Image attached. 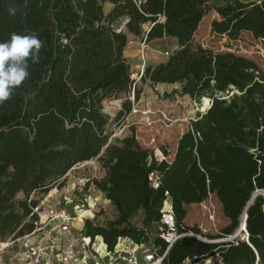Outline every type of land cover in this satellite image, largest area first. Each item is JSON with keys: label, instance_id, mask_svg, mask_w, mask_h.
Segmentation results:
<instances>
[{"label": "trees", "instance_id": "trees-1", "mask_svg": "<svg viewBox=\"0 0 264 264\" xmlns=\"http://www.w3.org/2000/svg\"><path fill=\"white\" fill-rule=\"evenodd\" d=\"M208 8L220 17L211 23L214 34L236 40L248 32L264 44V0H0V42L13 32H35L44 42L39 63L29 60V78L0 104V244L31 232L32 208L61 190L73 167L91 160L104 175L87 185L104 196L115 217L96 226L86 222V234L100 236L109 248L120 237L147 242L146 228L158 225L166 198L179 232L218 240L238 230L254 194L264 192V76L249 59L193 43ZM128 36L144 43L171 38L177 45L164 62L144 67L142 83L178 85L181 96L210 101L179 137L171 161H156L133 134L110 140L102 103L131 93L137 101L141 94L124 57ZM131 106L126 98L116 120ZM209 194L229 222L216 236L184 222L187 207ZM138 212L143 228L131 224ZM245 230L247 241L233 243L181 238L164 264L215 253L224 264H264L261 193L247 207ZM153 244L165 249L159 238Z\"/></svg>", "mask_w": 264, "mask_h": 264}, {"label": "rangeland", "instance_id": "rangeland-1", "mask_svg": "<svg viewBox=\"0 0 264 264\" xmlns=\"http://www.w3.org/2000/svg\"><path fill=\"white\" fill-rule=\"evenodd\" d=\"M219 19L215 10L208 8L194 35L193 43L214 52H228L249 59L257 65L264 76L263 42L254 39L248 32L240 33L236 40H229L225 36L214 34L211 31V23ZM128 37L129 41L124 51V57L130 66L131 78L135 81L136 87L141 90V94L137 101H134L131 93L129 97L120 95L118 99L102 103V111L110 119L107 131L117 133L122 126H126L122 137L133 134L141 147L151 151L157 150L158 154L161 152L166 156L170 154L180 133L189 128L190 121L194 120L197 115L205 113L208 108L207 103L210 105V102L207 98L194 101L188 96H181L176 93L179 90L178 85L142 83L140 77L144 67L164 62L167 59L165 53H171L177 48V45L171 38L144 43L140 38ZM126 98L132 103L131 111L122 121L116 120V113L121 109V104ZM103 175L104 172L97 160L73 167L66 175L64 187L61 190L58 189L59 193L53 190L52 203L64 198L66 202L67 200L76 202L84 200V198H90L92 201L93 198L99 197L96 223L104 224L113 220L115 215L110 204L92 184L87 185L95 179H101ZM55 194L58 196L55 197ZM17 199H24V195L19 194ZM69 206V204L65 205L66 208ZM209 212L214 216L213 222L208 220L207 213ZM142 221L143 213L138 212L131 220V224L134 227L143 228ZM228 223L222 214L219 202L213 196L201 204L192 205L188 210L186 220V225L198 226L203 234L210 236L219 235L221 229ZM146 229L151 239H154L158 232V225L151 224ZM14 252V249H5L0 254V264H14Z\"/></svg>", "mask_w": 264, "mask_h": 264}, {"label": "built area", "instance_id": "built-area-1", "mask_svg": "<svg viewBox=\"0 0 264 264\" xmlns=\"http://www.w3.org/2000/svg\"><path fill=\"white\" fill-rule=\"evenodd\" d=\"M141 1L133 0L136 5H139ZM121 29L122 27L114 31L119 33ZM165 54L168 57L170 53ZM125 129L126 126H122L117 133L113 131L110 140L121 138ZM160 154L157 150H153L156 161L166 160L161 152ZM157 180L158 176L155 173L150 174L149 181L154 189L158 187ZM54 190L59 193L57 188ZM52 193L53 190L41 199L38 206L32 208V215H36L37 219L31 232L0 244V254L5 249H14V264H164V259L171 247L184 237H194L206 243H233L237 239L247 241L242 217L235 233L218 240H206L190 232H179L171 203L166 198L160 208L158 232L155 237L164 243L163 251L153 244L154 239L150 236L149 240L143 243L120 237L115 245L109 248L100 236L91 237L86 234L85 229L86 222H91L93 226L100 225L95 219L99 197L93 198L92 201L90 198H84L76 202L72 200L66 202L64 198L52 203ZM262 195L264 196V192ZM211 197L212 195L209 194L207 199ZM66 204L70 206L66 208ZM207 214L208 220L213 222V214L211 212ZM182 264L224 263L215 253L202 259H185Z\"/></svg>", "mask_w": 264, "mask_h": 264}, {"label": "clouds", "instance_id": "clouds-1", "mask_svg": "<svg viewBox=\"0 0 264 264\" xmlns=\"http://www.w3.org/2000/svg\"><path fill=\"white\" fill-rule=\"evenodd\" d=\"M15 11L9 9L12 15ZM43 46L35 32L26 35L13 32L8 41L0 42V104L9 100L13 90L29 78V60L32 64L39 63Z\"/></svg>", "mask_w": 264, "mask_h": 264}, {"label": "crops", "instance_id": "crops-1", "mask_svg": "<svg viewBox=\"0 0 264 264\" xmlns=\"http://www.w3.org/2000/svg\"><path fill=\"white\" fill-rule=\"evenodd\" d=\"M110 9V5L109 4H105L104 5V10H105V12H107L108 10ZM184 132H182V133H180V135L178 136V138L176 139V141H175V144H174V147L172 148V150L170 151V154H167L166 156H164L163 154V156H164V158L166 159V158H168V159H166L167 161H171L172 160V158H173V156H174V153H175V150H176V146H177V141H178V139H179V137L183 134ZM107 201V200H106ZM107 203H109L108 201H107ZM192 205H194V204H191V205H189L188 207H187V215H186V218H185V224H186V220H187V217H188V210H189V208H191V206ZM111 206V205H110ZM112 207V206H111ZM112 209H113V207H112ZM114 211V210H113Z\"/></svg>", "mask_w": 264, "mask_h": 264}, {"label": "water", "instance_id": "water-1", "mask_svg": "<svg viewBox=\"0 0 264 264\" xmlns=\"http://www.w3.org/2000/svg\"><path fill=\"white\" fill-rule=\"evenodd\" d=\"M210 108V105H209V107L206 109V110H208ZM258 193H263V192H256L255 194H254V196L252 197V199L250 200V202L248 203V205H247V207L249 206V204L252 202V200L254 199V197H255V195L256 194H258ZM247 207H246V209H245V211H244V213H243V215H242V223H245V220H246V210H247ZM31 222H32V220H30Z\"/></svg>", "mask_w": 264, "mask_h": 264}, {"label": "bare ground", "instance_id": "bare-ground-1", "mask_svg": "<svg viewBox=\"0 0 264 264\" xmlns=\"http://www.w3.org/2000/svg\"><path fill=\"white\" fill-rule=\"evenodd\" d=\"M208 102V101H207ZM208 107H209V103H207Z\"/></svg>", "mask_w": 264, "mask_h": 264}]
</instances>
